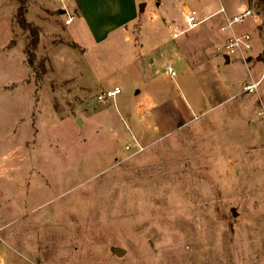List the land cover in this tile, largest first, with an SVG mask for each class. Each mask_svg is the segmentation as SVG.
Returning a JSON list of instances; mask_svg holds the SVG:
<instances>
[{
	"label": "rangeland",
	"instance_id": "rangeland-1",
	"mask_svg": "<svg viewBox=\"0 0 264 264\" xmlns=\"http://www.w3.org/2000/svg\"><path fill=\"white\" fill-rule=\"evenodd\" d=\"M146 2L128 41L82 36L83 56L61 52L77 81L55 77L48 57L53 41L75 46L55 31L78 28L66 25L70 0H27L40 32L33 68L19 3L0 0V264H264V80L258 93L243 91L262 75L264 11L257 0H186L199 19L221 6L252 10L235 25L251 34L252 57L227 63L222 15L174 39L183 7ZM116 85L118 98L98 100ZM159 104L157 121L182 115L127 150L126 112L143 117Z\"/></svg>",
	"mask_w": 264,
	"mask_h": 264
},
{
	"label": "crops",
	"instance_id": "crops-1",
	"mask_svg": "<svg viewBox=\"0 0 264 264\" xmlns=\"http://www.w3.org/2000/svg\"><path fill=\"white\" fill-rule=\"evenodd\" d=\"M146 1L147 0H70V8L72 9V11L74 10L73 13L74 15L72 22L66 25L74 24L75 20L77 19L79 21L78 28L75 29V31H72L71 35H66L64 31L61 30L60 27H57L55 31L57 35L61 36L64 39V41L70 42L75 46H71L67 43L64 44L62 42L55 44L53 41L52 47L48 50V57H49V64H51L53 68L52 72L55 73L54 74L55 77H57L59 80L75 79L79 81L78 79L79 76L75 73V71H70L71 67L73 66V64L70 63L71 60H69L68 64L66 60L63 62L61 61L62 58L61 52L68 51L67 53H72L74 50L80 56H83L85 54L86 48L81 43L82 36H84L83 38L89 37L90 41H93L96 44H102L109 40L114 41L117 40L118 38H121V40L125 42L128 41L130 39L129 37L130 33L134 34L138 30L137 29L138 27H136L135 25L139 23L137 21L138 18L140 17V14L143 13V11L148 7L147 5L148 2ZM170 2L172 4V7L173 6L183 7L184 16L189 10L196 11V9L190 8L189 6L185 5L186 0H170ZM245 2L248 6V0H245ZM158 4L161 5L162 3L159 2ZM208 10L209 11H207L202 15L201 19L207 21L222 15L221 19L223 23L221 24V27L224 25L227 15L233 16L241 13V11L230 12L224 6L218 8H210ZM175 28L176 27L173 28V33ZM176 29L183 30L184 28L182 29L176 28ZM184 34L185 33L180 34L178 37H174L173 35V38L177 39L179 37H182ZM42 37L43 36L41 33V38ZM227 38L228 35L226 34L225 37L222 39L223 43H220L219 46L225 44ZM141 46L143 47V44H141ZM135 55L137 57L134 58V62L136 66L140 68V65L145 61L144 59L145 56H143L140 52L136 53ZM147 59H149L151 63L154 62L153 55L147 57ZM72 60H74V57H72ZM226 62L231 63L232 59H229V61L226 59ZM63 67L66 68V72L62 71ZM175 78H171V79L174 80ZM124 83L125 84L123 85V87H128V85L134 84L130 78H126ZM136 85H132L134 86L135 93L137 94L141 93L140 89H136L138 88L136 87ZM123 87L116 85L114 88H120L122 93ZM110 89H113V87L105 86L103 91ZM158 93L159 95H161V91H158ZM116 98H118V96ZM186 106L188 107L187 104L183 106L184 112L187 111L189 112V109ZM160 109H163V106L161 107L160 104L157 105V108L149 107L147 109V114H145L143 117H141L140 111L136 113H134V111L126 112L125 124H128V122H130V125H132L130 126L132 128V139L135 138L142 147H144V145L142 144L144 143V141L146 140L148 141V139L156 136V132H155L156 128L157 129L159 128V130L161 131L162 130L167 131L170 129L172 125L171 120H174V116L176 117V113L182 115L181 111L175 108L173 110H169L173 114L172 118L169 117V115L165 117L166 113L163 112L164 117L161 118L159 121H157L158 120L156 118L158 117L157 114H161ZM151 113H153V124L150 122L151 118L149 119V115H151ZM142 118L148 119L146 120L148 125L145 124V126L141 130L139 125L141 124ZM153 126L155 127V129L152 128ZM128 143H130V145H134L133 144L134 142L131 141L130 138L128 139ZM6 225H8V223L1 225L0 230L3 229V227H5ZM0 238H2L1 235ZM8 260L6 261L5 264H31L24 259H18L13 262Z\"/></svg>",
	"mask_w": 264,
	"mask_h": 264
},
{
	"label": "built area",
	"instance_id": "built-area-1",
	"mask_svg": "<svg viewBox=\"0 0 264 264\" xmlns=\"http://www.w3.org/2000/svg\"><path fill=\"white\" fill-rule=\"evenodd\" d=\"M224 11V10H223ZM252 16V10L246 8L243 12L233 15L226 16L225 23L221 27V31L228 35V38L223 46L224 57L228 56L229 59H232L233 56L242 58L245 62L251 59V52L253 51L252 36L250 33L245 32L243 34H237L235 31V25L242 23ZM73 20V16H70L66 20V24H70ZM204 22L203 19H199L197 12L195 10H189L185 15V24L186 27L183 30L174 29V37H178L180 34H183L189 30L197 28ZM165 72L171 77L175 78L177 76L176 71L171 65L166 66ZM264 80V65L262 69L261 78L257 81L252 80L251 82L243 86V91L247 93H258L260 85ZM121 93L120 88H114L106 90L104 93L98 95L99 101L105 100H115L116 97ZM134 145L126 146V149L129 150L131 147L136 148V152H139L143 147L138 143V141L133 138Z\"/></svg>",
	"mask_w": 264,
	"mask_h": 264
},
{
	"label": "trees",
	"instance_id": "trees-1",
	"mask_svg": "<svg viewBox=\"0 0 264 264\" xmlns=\"http://www.w3.org/2000/svg\"><path fill=\"white\" fill-rule=\"evenodd\" d=\"M17 1L19 3L17 15H16L17 22L25 31L30 33V39L24 51L25 54L27 55V61L29 65L33 68L36 59L35 50L37 49L40 41V32L37 26L33 25L31 22H28L26 19V13L28 11L27 0H17ZM257 2H258V7L264 11V0H257Z\"/></svg>",
	"mask_w": 264,
	"mask_h": 264
},
{
	"label": "water",
	"instance_id": "water-1",
	"mask_svg": "<svg viewBox=\"0 0 264 264\" xmlns=\"http://www.w3.org/2000/svg\"><path fill=\"white\" fill-rule=\"evenodd\" d=\"M225 58L229 61V57L228 56H226ZM77 123L81 124L82 123V118H80V117L77 118ZM116 254L118 256H122L124 254V250H116Z\"/></svg>",
	"mask_w": 264,
	"mask_h": 264
}]
</instances>
